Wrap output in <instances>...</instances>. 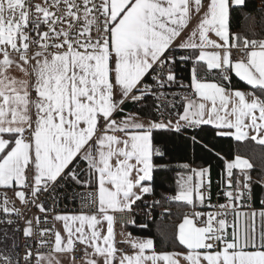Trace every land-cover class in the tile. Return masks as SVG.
Segmentation results:
<instances>
[{"label":"snow or ice","instance_id":"1","mask_svg":"<svg viewBox=\"0 0 264 264\" xmlns=\"http://www.w3.org/2000/svg\"><path fill=\"white\" fill-rule=\"evenodd\" d=\"M259 12L0 0V264H264V173L240 151L264 161Z\"/></svg>","mask_w":264,"mask_h":264},{"label":"trees","instance_id":"2","mask_svg":"<svg viewBox=\"0 0 264 264\" xmlns=\"http://www.w3.org/2000/svg\"><path fill=\"white\" fill-rule=\"evenodd\" d=\"M261 8H264V4H262L261 0H248V11L251 12L254 16H257V18H259L260 16V12L259 10ZM240 30L239 28H234L233 31H238ZM260 29L257 28V32H259ZM184 74L181 73V76H183ZM187 82V81H185ZM233 82L237 83V80L235 77H233ZM238 86L241 89H245L247 88L246 85L243 84V82H239ZM208 138L210 139V134L208 135ZM218 140H220L221 138H217ZM234 143L230 146L229 143L224 142L221 144H218L217 147L218 148H222L224 152H232L233 154L237 151V149L234 146ZM240 151L242 152V154L248 156L251 158L252 162L256 165L255 170L253 171V178L256 179L257 176L261 173H264V161H261V159L259 158V153L258 151L253 152V151H243V149H240ZM199 153L196 154V163H201V160L199 159ZM217 170H218V165H216L215 161L213 162V178L215 180L216 176H217ZM163 179V178H162ZM167 190H168V185L165 183L163 186L158 185L156 188V192H157V198H159V195L161 193L163 194H167ZM161 210L157 209L156 210V220L159 223L160 221V217H159V212ZM165 223H170L169 221H166ZM128 231L132 232L133 235H141V234H145L147 233V229L144 230H140L138 228H134L132 227V225L128 226ZM152 235L153 237L156 239V243H157V247L160 248L161 250H165L167 249L168 245L166 242L162 241V239L160 238L159 235V229L156 226H153L152 228Z\"/></svg>","mask_w":264,"mask_h":264},{"label":"built area","instance_id":"3","mask_svg":"<svg viewBox=\"0 0 264 264\" xmlns=\"http://www.w3.org/2000/svg\"><path fill=\"white\" fill-rule=\"evenodd\" d=\"M63 192V196L60 198V202L57 206V210L59 211H63L65 210V208H67V210H72L73 208H78L79 204L78 202H74L71 197L73 195V191L71 188H68L67 190H60ZM216 192V187L215 184L213 186V193ZM9 195L11 196L12 194L9 193ZM64 197H67V199H65ZM42 200H45L46 202V206H51L53 204L52 199L48 196V194H45L44 196L41 197ZM214 202H215V197H214ZM38 214V210L36 208H31L30 210H25V215L28 218H31L33 215ZM159 217H160V212H159ZM130 226V225H129ZM117 231H119V228H117ZM20 244H23V238L20 237L19 241ZM23 253V249H21V254ZM80 253L77 252V256H79Z\"/></svg>","mask_w":264,"mask_h":264},{"label":"crops","instance_id":"4","mask_svg":"<svg viewBox=\"0 0 264 264\" xmlns=\"http://www.w3.org/2000/svg\"><path fill=\"white\" fill-rule=\"evenodd\" d=\"M57 227H60L59 225H57ZM65 264H67V262H65Z\"/></svg>","mask_w":264,"mask_h":264}]
</instances>
